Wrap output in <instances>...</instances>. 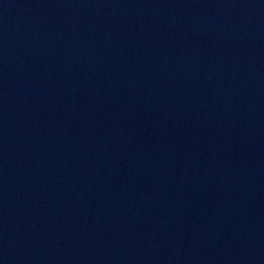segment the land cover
<instances>
[{"label":"water","instance_id":"1","mask_svg":"<svg viewBox=\"0 0 264 264\" xmlns=\"http://www.w3.org/2000/svg\"><path fill=\"white\" fill-rule=\"evenodd\" d=\"M0 264H264V0H0Z\"/></svg>","mask_w":264,"mask_h":264}]
</instances>
